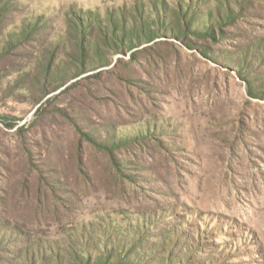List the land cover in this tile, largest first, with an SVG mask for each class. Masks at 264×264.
<instances>
[{
    "label": "rangeland",
    "instance_id": "obj_1",
    "mask_svg": "<svg viewBox=\"0 0 264 264\" xmlns=\"http://www.w3.org/2000/svg\"><path fill=\"white\" fill-rule=\"evenodd\" d=\"M0 264H264V0H0Z\"/></svg>",
    "mask_w": 264,
    "mask_h": 264
}]
</instances>
